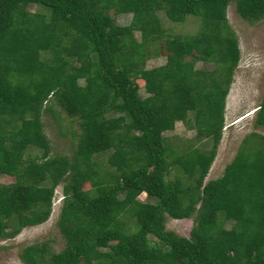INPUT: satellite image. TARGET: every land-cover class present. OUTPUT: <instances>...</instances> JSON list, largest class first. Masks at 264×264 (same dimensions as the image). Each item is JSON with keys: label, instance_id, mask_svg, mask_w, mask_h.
Wrapping results in <instances>:
<instances>
[{"label": "trees", "instance_id": "obj_1", "mask_svg": "<svg viewBox=\"0 0 264 264\" xmlns=\"http://www.w3.org/2000/svg\"><path fill=\"white\" fill-rule=\"evenodd\" d=\"M230 1L246 21L264 14V0H0V174L12 177L0 183V236L42 222L62 182V246L23 245L22 264H264V135L248 131L203 179L239 57ZM108 9L129 20L116 24ZM156 10L198 27L165 33ZM149 55L163 62L146 68ZM49 100L76 123L70 155L48 153ZM252 112L264 128V91ZM175 121L208 146L173 148L161 132ZM164 215L192 216L187 234L165 229Z\"/></svg>", "mask_w": 264, "mask_h": 264}, {"label": "rangeland", "instance_id": "obj_2", "mask_svg": "<svg viewBox=\"0 0 264 264\" xmlns=\"http://www.w3.org/2000/svg\"><path fill=\"white\" fill-rule=\"evenodd\" d=\"M233 2L230 1L225 7V16L234 35L237 39L239 57L233 68L231 81L227 87L223 104V122L220 130V137L215 146V153L210 161L203 179L213 178L219 175L222 167L233 156L241 137L248 131H255L264 135V128L253 125L254 113L252 110L258 104L264 91V14L255 21H246L240 18L233 10ZM27 10H35L37 6L33 3L27 5ZM116 24L127 23L130 14L128 12L113 13L107 10ZM156 15L160 19L164 32L187 37L198 27L196 16L185 15L182 21L173 22L166 19L160 10H156ZM138 32L132 31V36L137 40ZM163 62L161 55H149L144 59L143 66L148 68L159 65ZM194 67L209 68L211 65L206 62L195 61ZM140 95H144V90H139ZM49 110L42 112L40 119L43 132L49 142L50 154H71L73 137L70 131L76 130L74 120L66 117L58 106L49 100L45 104ZM245 113H247L245 115ZM186 124L175 121L170 130L161 132L170 142L173 148H184L185 145H193L198 148L208 146L202 139H194V129L188 128ZM190 141V142H189ZM39 150L30 148L29 155L38 154ZM99 162H104V154L94 156ZM105 166L101 167L104 169ZM173 167L169 168L168 176L173 175ZM12 180L10 175L0 174V183H8ZM61 184L58 182L53 187L50 209L47 217L37 224L25 225L21 227L13 236H0V264H22L17 252L26 244L44 241L51 250H58L62 246V238L55 224L58 208L61 202ZM90 186L89 182L82 184L86 189ZM138 200H144L143 192L136 195ZM153 201L152 198L149 199ZM130 224V220L127 222ZM229 220H223L221 225L228 228ZM192 225V216L183 218H171L164 215L163 226L165 229L178 235H186Z\"/></svg>", "mask_w": 264, "mask_h": 264}, {"label": "clouds", "instance_id": "obj_3", "mask_svg": "<svg viewBox=\"0 0 264 264\" xmlns=\"http://www.w3.org/2000/svg\"><path fill=\"white\" fill-rule=\"evenodd\" d=\"M247 113H245V115H246Z\"/></svg>", "mask_w": 264, "mask_h": 264}]
</instances>
